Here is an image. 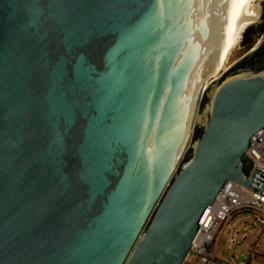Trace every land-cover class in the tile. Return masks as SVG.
<instances>
[{
    "label": "water",
    "instance_id": "water-1",
    "mask_svg": "<svg viewBox=\"0 0 264 264\" xmlns=\"http://www.w3.org/2000/svg\"><path fill=\"white\" fill-rule=\"evenodd\" d=\"M245 2L0 0V264H182L264 197V39L205 85Z\"/></svg>",
    "mask_w": 264,
    "mask_h": 264
},
{
    "label": "built area",
    "instance_id": "built-area-1",
    "mask_svg": "<svg viewBox=\"0 0 264 264\" xmlns=\"http://www.w3.org/2000/svg\"><path fill=\"white\" fill-rule=\"evenodd\" d=\"M246 155L254 164V169L258 168L264 174V130L250 143ZM238 213L252 218L253 228L256 223L261 224L264 222V197L240 184L227 182L218 192L182 264H248L247 260L221 259L214 251L215 241L224 225ZM234 243L235 237L231 236L227 248ZM257 248L253 244L248 255L257 252Z\"/></svg>",
    "mask_w": 264,
    "mask_h": 264
},
{
    "label": "rangeland",
    "instance_id": "rangeland-1",
    "mask_svg": "<svg viewBox=\"0 0 264 264\" xmlns=\"http://www.w3.org/2000/svg\"><path fill=\"white\" fill-rule=\"evenodd\" d=\"M263 6L264 0L249 1L247 12L254 13L255 18H258L255 22H251L239 29L234 46L225 61L224 69L226 71L233 67L248 48H252L259 40L260 37L255 35L254 26L260 17L259 12ZM211 81L213 80L208 79L206 87L210 85ZM252 221V218L245 213H238L229 219L215 241V254L225 260L246 261L249 250L253 244H256L258 247L257 252L250 256L248 264H264V222L261 224L256 223L253 228L251 225ZM231 236L235 237V243L228 249V240Z\"/></svg>",
    "mask_w": 264,
    "mask_h": 264
},
{
    "label": "bare ground",
    "instance_id": "bare-ground-1",
    "mask_svg": "<svg viewBox=\"0 0 264 264\" xmlns=\"http://www.w3.org/2000/svg\"><path fill=\"white\" fill-rule=\"evenodd\" d=\"M249 1L250 0H246L245 4L243 6V9H242L238 24L236 26V29L234 31V34H233L232 39L230 41V44H229V46L227 48V51H226V53L224 55V58L222 60L220 68L218 70H216L215 72L210 73V74L207 75L206 81H205V85H206L208 79L216 80V79H218L220 77V75H222L226 71V69H224L225 61L228 58V55H229L232 47L234 46V42H235L236 37L238 35L237 33H238L239 29L242 26H245V25H247V24H249V23H251V22H253L255 20L254 13H252V12L248 13L247 12V7H248Z\"/></svg>",
    "mask_w": 264,
    "mask_h": 264
},
{
    "label": "flooded vegetation",
    "instance_id": "flooded-vegetation-1",
    "mask_svg": "<svg viewBox=\"0 0 264 264\" xmlns=\"http://www.w3.org/2000/svg\"><path fill=\"white\" fill-rule=\"evenodd\" d=\"M261 13L259 21L257 22V24L254 26V31H255V35H257V37H260L259 40L256 42V44L252 47V48H248V50L240 57L243 58L244 56H246L249 52H251L254 47L262 40L264 39V6L261 9V11L259 12ZM258 17L255 18V20L253 22H255L257 20Z\"/></svg>",
    "mask_w": 264,
    "mask_h": 264
},
{
    "label": "trees",
    "instance_id": "trees-1",
    "mask_svg": "<svg viewBox=\"0 0 264 264\" xmlns=\"http://www.w3.org/2000/svg\"><path fill=\"white\" fill-rule=\"evenodd\" d=\"M254 254H255V253H254ZM254 254H253V255H254ZM253 255H247V261L249 260L250 256H253Z\"/></svg>",
    "mask_w": 264,
    "mask_h": 264
}]
</instances>
